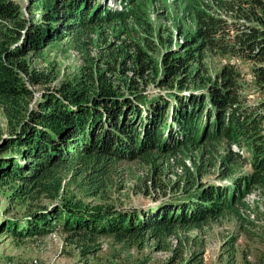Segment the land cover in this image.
<instances>
[{
	"label": "trees",
	"instance_id": "obj_1",
	"mask_svg": "<svg viewBox=\"0 0 264 264\" xmlns=\"http://www.w3.org/2000/svg\"><path fill=\"white\" fill-rule=\"evenodd\" d=\"M49 1L53 5L0 0V108L9 126L0 140V185L26 205L23 218L4 225L8 235L33 240L61 231L84 258L99 253L104 236L138 246L151 238L167 250L164 241L179 230L239 213L247 195L264 188V0H183L196 29L185 53L169 51L161 69L148 50L152 27L139 0H116L118 9L108 0ZM116 21L132 23L129 35L138 39L124 45L129 52L112 50L105 70L86 65L84 85L59 83L56 68L37 70L27 62L30 53L43 58L52 43L80 42L102 27L115 28ZM206 53L228 58L218 81L201 65ZM232 59L250 64L247 72ZM191 63L201 68L198 75L190 72ZM247 75L262 98L254 105L245 101ZM150 87L168 93L152 96ZM221 144L226 153L217 177L231 183L196 182L195 171L181 162L183 182L173 189L190 194L187 201L95 211L58 200L65 190L62 165H72L71 180L81 192L107 200L121 165L153 168L154 178L136 180L139 193L149 194L151 184L164 188L168 162L191 148L209 159L207 170L197 171L205 177L218 165L214 155ZM244 164L249 170L235 176ZM42 200L47 204L40 206ZM254 258L264 264V254Z\"/></svg>",
	"mask_w": 264,
	"mask_h": 264
},
{
	"label": "rangeland",
	"instance_id": "obj_2",
	"mask_svg": "<svg viewBox=\"0 0 264 264\" xmlns=\"http://www.w3.org/2000/svg\"><path fill=\"white\" fill-rule=\"evenodd\" d=\"M14 1L21 5L29 3V0ZM41 1L51 4L49 0ZM183 2V0L138 1V5L140 4L146 12L152 27L151 34L148 35L152 45L148 50L157 68H162L164 58L169 51L180 49L181 54H184L185 41L192 40L196 28L193 22L188 21L190 17L184 12ZM107 3L111 7L119 8L116 0H108ZM58 10L64 14L62 7L59 6ZM116 22L112 25L115 28L102 27L95 30L97 31L95 33L90 32L88 37L80 42H73L69 38L54 42L45 49L43 58L30 53L27 62L31 68L37 70L56 68L59 83L84 85L83 74L86 65L96 72L100 69L103 71L106 67L107 55L112 50L116 51L124 47L129 52L131 49L127 48V44L138 39L137 35L132 33L129 35L133 27L132 23L122 25L123 23ZM227 62V57L221 58L219 55L206 53L201 65L206 66L207 75L212 81H218L219 73ZM231 62L239 64L244 72H247L246 70L250 67V64L245 65L235 59ZM191 64L193 67L190 72L194 74L196 72L195 75H198L197 69L201 68L197 64ZM245 90V101L248 104H257L262 99L257 96L255 87L251 85L250 75L246 76ZM148 93L152 96H165L168 91L150 87ZM40 94V90H37L36 97ZM8 134V120L0 108V140L8 137ZM195 150L191 148L190 151H184L170 160L164 171L165 177L162 179L164 188L155 190L156 186L151 184L149 194L139 193L140 189L136 186V180L139 177L151 178L154 175L153 168L144 163L121 165L120 179L112 185L113 188L110 187L107 200L91 198L85 192H81L72 183L71 179L75 175L72 165H62L58 170L64 181L65 190L58 200L95 211L115 209L130 211L134 208L148 210L160 203L187 201L190 194L173 189L183 182L184 175L178 168L181 162H186V165L195 171L193 173L196 182L206 185L231 183V179L220 180L217 177V172L222 170L219 162L223 161L226 153L224 145L221 144L218 147V153L214 155L217 157V167L209 169V173L202 179L197 177L198 167L201 166L200 169L204 173L209 159L202 158L200 156L202 153ZM194 161L195 168L192 166ZM249 168L244 164L234 175H241ZM243 203L245 205L239 213L209 220L201 229L179 230L176 236L164 241L167 250L160 249V244L151 238H148L142 246H138L131 243L119 244L112 236H104L99 253L96 256L84 258L72 246L66 244V236L61 231H54L27 242L8 235L4 231V225L23 218L26 215V205L13 198L9 186L0 185V264H5L7 261L18 264H258L254 256L257 253L264 254V188H255L251 194L247 195ZM38 204L44 206L47 203L42 200ZM249 229L250 234H248Z\"/></svg>",
	"mask_w": 264,
	"mask_h": 264
},
{
	"label": "bare ground",
	"instance_id": "obj_3",
	"mask_svg": "<svg viewBox=\"0 0 264 264\" xmlns=\"http://www.w3.org/2000/svg\"><path fill=\"white\" fill-rule=\"evenodd\" d=\"M5 264H18V263L13 262V261H7Z\"/></svg>",
	"mask_w": 264,
	"mask_h": 264
},
{
	"label": "crops",
	"instance_id": "obj_4",
	"mask_svg": "<svg viewBox=\"0 0 264 264\" xmlns=\"http://www.w3.org/2000/svg\"><path fill=\"white\" fill-rule=\"evenodd\" d=\"M21 241H23V242H27V241H33V240L22 239Z\"/></svg>",
	"mask_w": 264,
	"mask_h": 264
}]
</instances>
